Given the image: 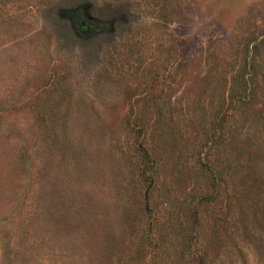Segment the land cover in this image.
Here are the masks:
<instances>
[{"label": "rangeland", "instance_id": "1", "mask_svg": "<svg viewBox=\"0 0 264 264\" xmlns=\"http://www.w3.org/2000/svg\"><path fill=\"white\" fill-rule=\"evenodd\" d=\"M192 233L264 264V0H0V264H174Z\"/></svg>", "mask_w": 264, "mask_h": 264}, {"label": "trees", "instance_id": "2", "mask_svg": "<svg viewBox=\"0 0 264 264\" xmlns=\"http://www.w3.org/2000/svg\"><path fill=\"white\" fill-rule=\"evenodd\" d=\"M137 149L139 150L138 153V170L136 172L137 175V179L139 180V184H143L145 183V189L143 190V193L141 195L142 198V210L143 212L146 214V216L148 217L146 222H145V227H144V232L147 236V238H149V240L153 237V227L157 226V221L158 218L156 217L155 213H153V206L152 205V197H151V189H154V182H156V179L153 175H151L149 178L144 176L143 172L144 169L147 168H151L153 167L154 171L157 172V170H159V166H161V163L159 162H155V157L154 155H152V153H150L151 151L149 150V146L148 145H143L140 147H137ZM199 154V153H198ZM198 154L196 155L197 158V163H199L200 166H205L207 168V172L206 175L203 178V181L205 182V188L207 187V189L200 191L199 193H195L194 198L196 196L197 200L193 201V205L196 204V202H213L217 200L218 197V184H220V177L217 176V173L212 169V165L211 162L208 164L206 161H199L200 156H198ZM200 155V154H199ZM204 163V164H203ZM202 166V167H203ZM204 168V167H203ZM147 178V179H146ZM157 190V189H156ZM156 192V191H155ZM196 207L193 206L192 208V216H194L193 218L196 219ZM235 216V213L231 212V218L233 219V217ZM213 218H216L215 216ZM230 219V218H229ZM228 219V220H229ZM224 221H227L226 218L223 219ZM161 224V223H159ZM158 224L157 228L160 227V225ZM155 228V229H157ZM193 235V233L191 235H183L182 238L180 239V241L178 242V245L180 246L179 250H173V255L171 256L170 262H175L174 264H178L179 261H183L184 264H205V259L200 255V251H199V242L197 240V236H195L194 240H191V236ZM151 242V246H153V251L151 256H156L157 253L161 250H159L160 245H158L157 241H153V239L150 241ZM187 250L188 253H190V257L189 258H184L183 257V251ZM154 262V260H153ZM153 262L150 264H153ZM158 262V261H156Z\"/></svg>", "mask_w": 264, "mask_h": 264}]
</instances>
